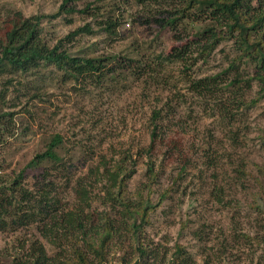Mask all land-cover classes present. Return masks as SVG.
Returning <instances> with one entry per match:
<instances>
[{
    "label": "trees",
    "instance_id": "obj_1",
    "mask_svg": "<svg viewBox=\"0 0 264 264\" xmlns=\"http://www.w3.org/2000/svg\"><path fill=\"white\" fill-rule=\"evenodd\" d=\"M75 1L63 0L54 14L26 18L15 12L0 18V142L3 128L15 127L17 113L10 110L24 98L42 101L47 89L59 81L72 83L79 95L92 94V89L100 90V94L109 92L115 86L125 87L130 80L148 89L173 92L165 75L168 67L181 63L185 72L193 71L195 63L189 62V52L195 44L198 58L204 61L224 41L232 42L235 49L233 59L219 73L203 78L182 75V79L191 77L188 91L197 100L214 98L221 114L233 119L249 109L246 96L254 86L264 96V0H122L142 6L147 13L141 20L148 25L175 29L182 20L199 24L194 28L191 47H176L168 56H158L156 64L128 55L73 53L77 40L93 34L92 24L53 37L46 23L66 18L71 24L66 16L73 14L99 19L97 26L113 40L120 26V20L111 13H101L102 7L89 3L80 9ZM160 99L146 121L147 141L136 152L123 151L111 161L103 153L104 142L76 150L62 134L55 133L45 139V150L16 178L2 179L0 232L22 230L38 236L32 237L25 249L24 261L14 264H107L112 253L119 254V264H155L156 247L147 244L145 236L151 213L170 198V191L191 169L200 170L201 163L207 170L215 169L211 152L204 150L195 161L191 155L195 143L187 135L188 120L193 115L187 116V110L193 108L188 105L187 95L174 93L173 97ZM140 160L146 162L148 181L131 193L128 183L137 173ZM170 163L179 165L177 178L154 203L153 188ZM29 170H35L31 186L26 180ZM215 191L220 198L221 189ZM96 201L101 209L95 207ZM39 238L54 252L50 253ZM27 242L24 239L21 250ZM190 261L179 245L169 264Z\"/></svg>",
    "mask_w": 264,
    "mask_h": 264
},
{
    "label": "rangeland",
    "instance_id": "obj_2",
    "mask_svg": "<svg viewBox=\"0 0 264 264\" xmlns=\"http://www.w3.org/2000/svg\"><path fill=\"white\" fill-rule=\"evenodd\" d=\"M62 2L0 0V18L15 12L26 18L54 14ZM89 3L102 7L101 13L105 16L111 13L120 20L114 40L97 26L99 19L79 14L66 16L71 24L66 18L45 24L53 37H63L87 23L92 24L93 34L77 40L76 49L72 51L75 54L112 53L156 64L158 56H168L172 49L190 45L195 40L194 28L199 27L187 20L180 21L175 29L142 23V15L147 11L133 1L130 4L122 0L74 2L80 9ZM197 46L192 45L193 51L189 52V62L195 63L193 71L185 72L181 63L168 67L165 75L173 92L156 87L148 89L143 83L130 80L125 87L115 86L109 92L100 94V90L92 89V94L79 95L72 83L59 81L44 90L47 94L43 102L22 99L18 107L10 110L17 113L15 127L3 128L4 137L0 142L3 179L16 178L45 150V139L55 133L62 134L76 150H81L79 146L86 149L104 142L103 153L111 161L118 159L123 151L136 152L147 141L146 121L154 106H159L160 98L181 93L187 95L188 105L193 108L187 110V116L193 115L192 120L188 117L187 135L195 143L191 155L195 161L204 150L211 152L215 169L207 170L202 163L200 170L191 169L170 191V198L151 213V224L146 227L145 236L147 244L156 247L155 264H169L179 245L185 255L191 257L189 264H264V96L259 87L254 86L246 96L249 109L233 119L221 114L214 98H207L205 102L197 100L198 97L188 91L191 77L182 79V75L203 78L219 73L235 55L233 43L224 41L204 61L198 58ZM244 67H241L242 72ZM143 161H139L137 173L128 183L131 193H136L148 181ZM83 171L85 173L86 169ZM178 171L177 163L166 166L162 180L152 191L154 203L172 186ZM34 174L35 170L28 171V186ZM215 189H221L220 198L215 195ZM95 207L102 208L97 201ZM32 237L38 238L29 231L0 232V264L24 261L22 257ZM24 239L28 242L21 250ZM39 239L50 253L54 252L45 240ZM118 258L119 254L112 253L107 264H119Z\"/></svg>",
    "mask_w": 264,
    "mask_h": 264
},
{
    "label": "built area",
    "instance_id": "obj_3",
    "mask_svg": "<svg viewBox=\"0 0 264 264\" xmlns=\"http://www.w3.org/2000/svg\"><path fill=\"white\" fill-rule=\"evenodd\" d=\"M2 179H3V172L0 170V183L2 182Z\"/></svg>",
    "mask_w": 264,
    "mask_h": 264
}]
</instances>
